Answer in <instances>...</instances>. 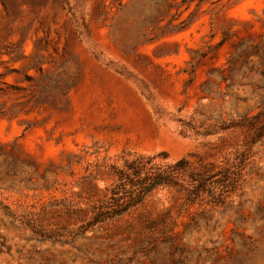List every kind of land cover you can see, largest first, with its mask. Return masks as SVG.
<instances>
[{"label": "rangeland", "instance_id": "obj_1", "mask_svg": "<svg viewBox=\"0 0 264 264\" xmlns=\"http://www.w3.org/2000/svg\"><path fill=\"white\" fill-rule=\"evenodd\" d=\"M161 154L235 189L85 223ZM0 264H264V0H0Z\"/></svg>", "mask_w": 264, "mask_h": 264}, {"label": "trees", "instance_id": "obj_2", "mask_svg": "<svg viewBox=\"0 0 264 264\" xmlns=\"http://www.w3.org/2000/svg\"><path fill=\"white\" fill-rule=\"evenodd\" d=\"M160 159L158 162L155 156L138 155L124 159L121 166L104 165L113 181L107 188V198L90 206L85 223L94 227L121 218L158 189L176 190L186 205L207 198L213 206H223L235 189V165L219 168L195 154L176 161L161 154Z\"/></svg>", "mask_w": 264, "mask_h": 264}]
</instances>
